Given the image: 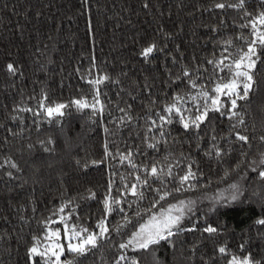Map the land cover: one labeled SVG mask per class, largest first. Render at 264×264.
<instances>
[{
    "label": "trees",
    "instance_id": "1",
    "mask_svg": "<svg viewBox=\"0 0 264 264\" xmlns=\"http://www.w3.org/2000/svg\"><path fill=\"white\" fill-rule=\"evenodd\" d=\"M220 2L228 0H0V264H33L27 249L34 236L47 243V230L59 229L66 247L60 216L68 217L69 227L99 231L109 181H115L112 194L119 196L116 189L130 187L137 176L145 178L153 166L159 179L139 189L146 199L133 203L135 197H123L125 212L108 217V240L77 257L76 264H114L119 244L127 239L123 232L134 230H114L123 215L136 220L139 211L147 219L153 201L158 202L151 211L158 212L178 200L195 202L181 226L196 230L150 246L154 253L127 250L137 264H228L233 255H250L264 264V225L257 223L264 219V178L259 176L264 170V49L257 47L252 87L246 99L237 100L231 119L210 112L199 130L186 131L172 115L173 122L163 125L166 134H160L159 115L169 116L164 108L174 97H184L183 107L193 109L184 114L194 116V105L202 110L205 101L190 97L201 88L214 96L215 85L230 78L223 65L209 61L231 64L237 48L247 50L239 37L254 39L249 20L264 11V0H246L243 10L218 9ZM152 42L157 50L145 60L140 52ZM9 63L15 75L8 72ZM102 77L108 79L95 88L89 83ZM96 90L103 115L70 106L63 116L48 119L40 107L41 101L45 106L91 101ZM221 101L227 112L230 99ZM119 109L132 119L122 124L126 117ZM237 134L248 141H237ZM213 143L220 157L206 154ZM105 145L113 155H105ZM129 151L135 169L126 160L121 163L119 154ZM189 166L195 178L175 191ZM165 190L170 195L161 201ZM61 205L66 207L59 213ZM50 220L56 223H45ZM208 226L217 231L204 232ZM72 255L65 251L62 259ZM34 260L42 264L39 257Z\"/></svg>",
    "mask_w": 264,
    "mask_h": 264
},
{
    "label": "snow or ice",
    "instance_id": "2",
    "mask_svg": "<svg viewBox=\"0 0 264 264\" xmlns=\"http://www.w3.org/2000/svg\"><path fill=\"white\" fill-rule=\"evenodd\" d=\"M84 2L87 3V0H84ZM245 3L246 0H228L227 3H216L215 7L218 9L235 8L243 10ZM147 6L148 5L145 4V7ZM245 16H248L247 12H245ZM249 25L251 27V35L254 37V39L248 40L244 36L239 37L240 39L245 40L247 44L246 51H242L241 49L237 48L236 52L232 54L235 58L231 64H224V60H220L218 62L212 60L209 61V63H215L217 67L223 65V68L227 69L230 75V78L227 80V82H220L215 85V87L212 89V92L215 93L214 96L209 95L208 91L201 88V91L197 95L190 97V100L192 101L200 99L205 101L202 110L199 104L194 105V116L184 114L186 112L190 113L193 111L192 108L183 107L184 97L179 95L174 97L173 103L164 108V111L169 113V116L165 117L164 115H159V120L161 122V136L166 134L163 130V125L171 124L173 122L172 115L177 116L179 118L177 122L182 125L184 130L188 131L191 129L199 130L201 125L210 119V112L228 115L229 119H231V117L236 114L234 110L237 106V100L246 99L252 87L256 63L259 59L257 56V47L259 46L260 48L264 49V31H261L259 27L264 26V11H262L257 17L250 19ZM249 25H241V27H248ZM227 43L230 45L232 44L231 41H228ZM156 50L157 45L155 42H152L147 47L142 48L140 55L145 60H147ZM225 59H227V57H225ZM7 70L13 75H15L17 71L14 65L11 63L7 65ZM183 75L187 77L189 75L188 71L185 70ZM106 79H108V77H102L97 80H91L89 83L95 88V86L99 85L102 80ZM189 83L192 87L197 86L195 80H190ZM100 96L101 92L96 90L91 101H88L84 98H79L72 100L69 105L60 103L55 104L54 106H45L44 102L41 101L40 107L43 109L48 119L63 116V109L70 106H75L77 111L90 109L92 115L94 116L103 115L104 105L100 99ZM222 96H227L230 99L231 108L228 109L227 112L222 111L224 108V104L221 101ZM209 100L211 101L210 107L207 104V101ZM119 110L124 112L126 117V119L121 118L122 124L127 123V121L132 119L126 109ZM21 111H30V109H21ZM36 115H39V113H36ZM153 123L155 125V122ZM105 131H107V129H105ZM212 140L214 142L215 137H212ZM236 140L247 142L248 137L237 134ZM148 146L150 148L155 147L153 144H149ZM213 152L217 157L221 156V151L219 147L215 145V143H213L212 148H210L206 154L210 155ZM105 155H113L109 152L107 145H105ZM119 155L121 163L126 160L130 167L133 169L137 168V165L132 159V152L129 151L126 156L123 153H120ZM6 163L13 169L17 168V165L10 160H7ZM77 163H79V161ZM95 163L96 161H93V164ZM260 164L264 165V156L261 157ZM2 166L3 165H0V167ZM9 175H11V173H9ZM259 176L264 178V170L259 171ZM193 178H195V173L191 170V166H189L185 175L179 178L180 187H177L175 191H181L185 182H188ZM120 179L121 183L123 184L126 178L121 176ZM153 179H159L158 169L155 166L150 169V172L145 178L142 179L140 176H137L136 183L131 184L130 187L127 184H124L123 189H116L119 192V196H113L112 193L115 181L110 180L108 184V191L102 201L104 216L98 220L96 224V228L99 231H90L89 228L81 225H73L69 227L67 223L68 217L60 216V222L64 224L63 236L64 239L68 241L66 247L60 243L61 232L59 229L47 230L45 235V240L47 243L42 244L38 237H33V243L27 249L26 253L29 261H33V264H36L34 258L39 257L42 264H76L77 257H81L85 255V253L90 252L93 249H97L99 246H102L104 241L108 240L110 236L108 217L113 212H125V210L120 207V205L125 202L122 198L130 194L131 196L135 197L133 203L146 199L144 191L139 189L149 188L151 180ZM191 187H194V185H189V188ZM230 187L237 192L239 191L237 185L235 184L231 185ZM153 191L157 192V194L160 192L159 189H154ZM168 195H170V192L165 190L162 195H159V200H165L166 196ZM89 198H95V193H91ZM231 198L232 200H236L237 197L235 194H233ZM157 202L158 201H153L150 205L147 212V219H144L139 211L136 212V217H139V219L136 220L130 218L126 213L123 215L122 219L124 222L122 224H118L114 230L117 232H123V230L129 226H131V228L134 230H132L130 234L128 232H123V234L127 236V239L119 244V249L121 251L114 264H137V260L134 256L130 257L126 255L127 250H147L154 253L155 248L150 246H158L161 244V242L171 243V238L177 233L196 230L194 226L190 228H183L181 226L186 215L192 213L195 206L194 201L188 200L186 202L184 200H178L177 203H169L166 208H162V210L158 212H152L151 209L155 207ZM65 207V205H61L58 212H64ZM45 223H56V221L50 220ZM257 223L264 225V219L258 220ZM216 231V228L211 226L204 228V232L209 234H213ZM65 251L73 254L72 259H62V257L65 255ZM218 251L220 254H224L226 252V248L221 246ZM228 264H260V262L253 261L250 255H245L243 258L233 255L228 260Z\"/></svg>",
    "mask_w": 264,
    "mask_h": 264
}]
</instances>
